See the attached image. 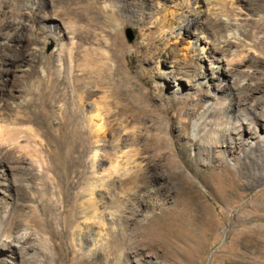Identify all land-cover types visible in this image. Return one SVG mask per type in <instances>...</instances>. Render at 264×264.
Masks as SVG:
<instances>
[{
  "label": "rangeland",
  "instance_id": "374dc122",
  "mask_svg": "<svg viewBox=\"0 0 264 264\" xmlns=\"http://www.w3.org/2000/svg\"><path fill=\"white\" fill-rule=\"evenodd\" d=\"M77 1L0 0V224L28 216L39 202L53 203L57 185L77 181L78 192L87 181L93 186L103 181L93 195L105 208L138 169L123 177L92 175V164L106 156L111 161L102 169L107 171L119 156L143 167L166 152L174 161L172 171L161 167L157 174L176 173L175 178L165 177L161 184L153 182V173H137L133 182L152 200L157 188L170 187L169 202L179 207L169 204V213L136 217L142 225L134 236L148 245L132 263L264 264V88L252 92L264 86V0H212L219 21L214 28L191 26L195 6L181 7V0L129 7L116 16L114 28L96 27L94 16ZM171 12L178 14L176 23L187 18L182 27L200 36L199 46L193 34L177 36L172 26L157 25ZM211 17L201 20L207 24ZM86 30L93 34L84 40ZM235 30L237 40L227 37ZM109 47L116 51L111 66L117 76L107 79L91 69L101 66ZM145 202L137 204L138 211ZM66 208L83 222L75 203ZM126 212L121 215L129 216ZM81 223L79 244L87 232ZM62 225L55 228L53 251L64 261L51 264H72ZM99 226L86 234L89 239ZM21 237L23 249L37 243L36 236L27 244ZM32 256L5 248L0 261L22 264ZM95 257L91 264L101 262Z\"/></svg>",
  "mask_w": 264,
  "mask_h": 264
},
{
  "label": "bare ground",
  "instance_id": "6f19581e",
  "mask_svg": "<svg viewBox=\"0 0 264 264\" xmlns=\"http://www.w3.org/2000/svg\"><path fill=\"white\" fill-rule=\"evenodd\" d=\"M106 1L108 2V4L102 6L99 0H91V2L90 0H82L83 2L82 10L86 12L87 11L91 12V15L94 16V20H93L94 22L91 23L96 27L102 25V27L104 28L111 26L114 28L117 25L116 23L118 22L116 19L118 17L117 15H119L120 13L122 14V12L129 7L134 8V10L135 9L139 10V6H143V5L144 7L154 8L162 1L167 2L171 0H106ZM212 2H213L212 0H181L179 6L184 7L189 3H192L195 6L196 19L190 21L192 24L191 26L196 25V27L201 28L202 25L204 26L208 25V27L212 26L214 28L218 26L219 21L216 15L214 14V12L211 11L210 7H212L211 6ZM203 7L206 8L205 11L202 9ZM72 11L74 10L72 9ZM208 11L209 13H207ZM74 13L77 17H79V14L76 12V10L74 11ZM205 14L212 16L211 19L207 22V24L203 23V21L201 20V17ZM168 15L170 17L168 20L164 18L163 20H160L159 24L157 25H159V27L161 26L162 28L165 26H172L174 33L178 32L177 36L181 34V31H184L185 33L193 34L194 43L199 46V42H201L202 40L200 36L190 32V30L187 31L185 27H182V24L185 21H187V18L184 17L183 21L176 23V21L178 20L177 19L178 14L176 12H171L168 13ZM224 26L226 28H229L230 22L227 20L224 23ZM263 30L264 28H261V31ZM92 34H93L92 32L86 30L83 39L84 40L88 39L90 36H92ZM228 34L229 35L227 37H231V39H235V40H237L240 36L237 30L231 33L229 32ZM225 42H227V38L221 39L219 41L220 44H224ZM251 49L255 50L254 48ZM200 51L203 52V48H201ZM261 53L264 54L263 47ZM116 56H117L116 51L109 47L107 52H102L101 54L100 57V59H102L101 66H99L98 69H91V73H95V72L102 73L104 76L107 77V79L117 76L114 69L111 66V62L116 58ZM117 82H119V80L118 81L115 80V85ZM263 88H264L263 85H257L253 88L252 92L258 90L260 91ZM91 121L92 122L94 121V117L92 116H91ZM97 128L99 130L101 126L97 125ZM2 130H3L2 125H0V139L2 138ZM165 153L158 154L159 157L156 158L154 164L151 165L149 163H146L143 167H141L139 163L136 161L131 160V162L129 161L130 163L123 162L120 160L121 157L119 158V156H117V158L115 157L114 161H112L109 164L108 166L109 168L106 171L105 168L102 169L103 162L105 161L109 162L111 161V159L109 160L108 157L104 156L103 158L105 159V161L97 160L98 155L95 152L92 157L94 161L96 160L97 161L94 164H92L91 167L92 175L107 174L108 176H111L113 174L116 176L123 177L125 175H130L131 173L128 174L129 171L132 172L133 169H138L137 171L136 170L134 171V173L131 175L132 177H129L126 179V181L121 182L120 185L122 188L120 191L122 192L120 194L121 196H116L110 203H108V205H106L112 208L113 211L109 210L106 212L105 205H104L105 208L103 207L101 209L95 202L96 199H94L95 195H93V190H94L93 188H96V186L98 185L101 187L105 186V184H103L104 183L103 181H101L96 186H93L92 184L93 182L91 183V181H87L85 182L84 185L85 187L80 189L79 192L76 191V183L78 181L73 186L69 185V187H65L59 184V186L57 185V187L54 189L57 191L59 197L53 203L47 204V203L39 202L40 203L39 206L33 207V209H31L30 214L28 216L19 219H14V218L6 219L3 223L0 224V252L5 248H11L14 250V252L20 255H22L24 252L25 253L32 252L33 256L29 259H24L21 257L22 264H51L53 261L62 263V260L64 261V257L62 259L61 256L56 257V253L53 251L56 248L58 249V245L54 238L55 228L58 225H60V223H62L63 224L62 232L64 233L66 239L69 240L70 252L66 257L67 258L69 257L70 263L74 264L73 260L76 259L77 260L76 264H91V262H93V257H95V255H100L101 262L98 261L99 262L98 264H128V263L133 264L132 260L140 256L142 253V250L140 248H144L145 246L148 245V244L145 245V242L140 237L134 236L136 230H138L139 226L142 225L138 220H136V217L137 216L144 217L143 213L154 214L156 210H160L161 214L162 213L164 214L166 211H168L169 213V209L171 208V206H168L169 204H172V206L173 205L177 206L175 202L173 203L169 202L172 196L171 194L172 192H170L171 190L170 187L160 186L159 188H157V190L153 194L155 198L152 200L148 193L140 192L141 190H145L143 187L138 188L136 185H134L133 182L136 179L137 173H142L145 175L153 173L155 174L152 177L153 182L155 183L160 182L161 184H163L162 182L165 177L175 178L173 177V175H175L176 173L169 174L168 176L165 177L157 174L160 172L161 167H167L172 171L174 164V161L172 160V155H167ZM197 153L201 154V151H198ZM71 158L72 157H69L68 161L73 162L74 160H72ZM129 166H131V168ZM43 168L44 167H40L39 170L40 173L42 172L41 169ZM43 195H41V198ZM80 197L82 201L77 202V200ZM100 200H96V201H100ZM141 201H146L145 209H143L142 212L137 210V204ZM70 203L72 204L75 203L76 207L80 208L79 214L83 216L82 217L83 222L82 223L79 222V223H81L84 230L87 231L84 233V235H82L83 232L80 234L81 236L80 244L75 243L77 236L76 227L79 224L77 222L78 213L70 215L71 212L69 213V211L66 208L67 205ZM57 204L62 206V210L57 209L56 207ZM167 206L170 208H168ZM123 210L129 212L130 215L129 216L121 215V212ZM173 210H171L170 213H173L172 212ZM44 213H48L47 216H45ZM106 214L107 217L105 218ZM148 217H144V218H148ZM154 217L155 215H153L152 218ZM179 217H181V215ZM4 218H6V216ZM16 220L18 222H14ZM97 224L101 225L99 226L101 227V230L94 232V237L93 238L91 237V239H89L86 234L92 232L93 231L92 229H94L95 228L94 226H96ZM26 229L27 230L30 229L31 232L30 231L26 232ZM113 231L117 232L116 236H113ZM19 234L22 235L21 239H24L26 244L31 240V237L36 236V240H37L36 245L28 246L27 249H23V247L18 246V244L20 243L18 238ZM80 236L78 234V237ZM82 245H87V246L89 245L90 247L86 248V250L83 252H80L79 250L75 249L78 246L79 249L81 250ZM100 251H103L104 254H101ZM39 255L42 256V259L38 258ZM0 264H9V263H3V261H0Z\"/></svg>",
  "mask_w": 264,
  "mask_h": 264
},
{
  "label": "water",
  "instance_id": "95a60500",
  "mask_svg": "<svg viewBox=\"0 0 264 264\" xmlns=\"http://www.w3.org/2000/svg\"><path fill=\"white\" fill-rule=\"evenodd\" d=\"M126 35L129 41H131V31L129 29L126 30Z\"/></svg>",
  "mask_w": 264,
  "mask_h": 264
}]
</instances>
